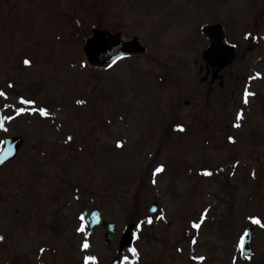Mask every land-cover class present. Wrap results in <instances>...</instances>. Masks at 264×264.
Returning <instances> with one entry per match:
<instances>
[{"label": "rangeland", "instance_id": "obj_1", "mask_svg": "<svg viewBox=\"0 0 264 264\" xmlns=\"http://www.w3.org/2000/svg\"><path fill=\"white\" fill-rule=\"evenodd\" d=\"M0 15V148L24 139L0 169V264H264V0H0ZM212 22L237 49L222 86L198 72ZM97 26L147 52L90 68ZM94 207L109 245L82 226Z\"/></svg>", "mask_w": 264, "mask_h": 264}, {"label": "water", "instance_id": "obj_2", "mask_svg": "<svg viewBox=\"0 0 264 264\" xmlns=\"http://www.w3.org/2000/svg\"><path fill=\"white\" fill-rule=\"evenodd\" d=\"M218 27L204 26V32L211 35V37L217 42L218 45L211 46L204 51V59L206 61H211L215 57H221L218 61L220 64L228 63L232 56L233 52L231 48L220 45L221 34H212L213 30H216ZM83 52L88 60V62L93 67H107L115 60L124 55L144 53L145 48L141 46L136 38H133L129 41H122L120 39L119 33H110L106 30L93 29L92 36L88 37L83 46ZM220 55V56H219ZM21 144V140L18 137H7L5 139V145L0 152V160L3 162L0 163V166L7 160L12 159L18 147ZM155 209L153 205L149 211L152 212ZM84 219L87 222V225L90 230L96 224H102L106 228V234L104 236V242L109 244L113 238L114 234V224H109L104 222L100 213L97 209L92 210L89 214H84ZM252 237V229L248 228L246 234L242 239V253L243 255H248L251 253V244L250 240ZM130 242L129 234L122 236L120 239V247L127 245ZM117 259H114L109 264H116Z\"/></svg>", "mask_w": 264, "mask_h": 264}, {"label": "flooded vegetation", "instance_id": "obj_3", "mask_svg": "<svg viewBox=\"0 0 264 264\" xmlns=\"http://www.w3.org/2000/svg\"><path fill=\"white\" fill-rule=\"evenodd\" d=\"M227 68V66H225ZM225 67H222L213 75V73L216 71V67H212L209 64H200L199 70L204 71V76L208 77L210 76L212 79L210 80V85L217 79L219 80L220 86L223 85V80L225 78L226 81H229L230 73L227 72V69ZM229 68V66H228ZM215 77V79H213Z\"/></svg>", "mask_w": 264, "mask_h": 264}, {"label": "snow or ice", "instance_id": "obj_4", "mask_svg": "<svg viewBox=\"0 0 264 264\" xmlns=\"http://www.w3.org/2000/svg\"><path fill=\"white\" fill-rule=\"evenodd\" d=\"M25 63H28V61H25ZM0 95H3V93H0ZM42 114H46V113H42ZM237 119H239V117H237ZM3 126V122L2 121H0V127H2ZM237 126H239V125H237ZM182 130V129H181ZM119 146V145H118ZM3 161L2 160H0V163H2ZM157 171L159 172V171H162V169H157ZM255 223H259V221H254ZM149 223H151V221H149ZM194 227H199V225H194ZM81 230H83V229H81ZM0 239H3L2 237H0ZM84 247L85 248H87L88 247V245H87V243H85L84 244ZM133 251H135V250H133Z\"/></svg>", "mask_w": 264, "mask_h": 264}]
</instances>
